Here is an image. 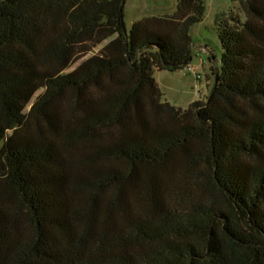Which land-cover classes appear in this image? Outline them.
<instances>
[{
	"label": "trees",
	"instance_id": "obj_1",
	"mask_svg": "<svg viewBox=\"0 0 264 264\" xmlns=\"http://www.w3.org/2000/svg\"><path fill=\"white\" fill-rule=\"evenodd\" d=\"M125 1L0 0V264H264V0L219 16L185 109L153 70L190 63L204 1L128 32Z\"/></svg>",
	"mask_w": 264,
	"mask_h": 264
},
{
	"label": "rangeland",
	"instance_id": "obj_2",
	"mask_svg": "<svg viewBox=\"0 0 264 264\" xmlns=\"http://www.w3.org/2000/svg\"><path fill=\"white\" fill-rule=\"evenodd\" d=\"M205 12L202 20L190 28L192 38L191 61L183 69L176 71L153 70V77L162 93V100L185 109L196 100L205 102L213 87L215 65L219 68L221 47L217 36L218 20L229 10L243 20L244 14L237 1L203 0ZM177 0H126L124 4V24L128 32L131 25L144 17L172 15ZM99 44L85 56L75 60L66 71L75 68L83 59L95 54L105 44ZM43 90H38L29 105ZM26 107V111L29 109Z\"/></svg>",
	"mask_w": 264,
	"mask_h": 264
},
{
	"label": "water",
	"instance_id": "obj_3",
	"mask_svg": "<svg viewBox=\"0 0 264 264\" xmlns=\"http://www.w3.org/2000/svg\"><path fill=\"white\" fill-rule=\"evenodd\" d=\"M214 71H215V81L214 82H217L218 73H219V68L217 65H215ZM211 93H212V89H211L210 95H211Z\"/></svg>",
	"mask_w": 264,
	"mask_h": 264
}]
</instances>
